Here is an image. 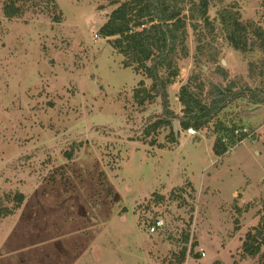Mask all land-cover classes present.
Segmentation results:
<instances>
[{"label": "rangeland", "instance_id": "rangeland-1", "mask_svg": "<svg viewBox=\"0 0 264 264\" xmlns=\"http://www.w3.org/2000/svg\"><path fill=\"white\" fill-rule=\"evenodd\" d=\"M116 7L0 0V264H264L242 250L247 234L264 226V105L239 100L220 114L251 135L223 157L213 149V125L190 135L173 121L175 141L171 127L145 138L162 118V101L136 104L135 90L151 80L124 68L100 35ZM181 7L187 15L189 0ZM224 7L264 28V0L212 5V29L188 24V55L176 57L179 76L168 88L179 116L188 83L195 92L204 84L206 104L210 83L260 85L248 64L261 54L233 49L219 20ZM157 220L164 227L150 234Z\"/></svg>", "mask_w": 264, "mask_h": 264}, {"label": "trees", "instance_id": "trees-1", "mask_svg": "<svg viewBox=\"0 0 264 264\" xmlns=\"http://www.w3.org/2000/svg\"><path fill=\"white\" fill-rule=\"evenodd\" d=\"M116 9L109 20L100 29L102 38L111 39L114 49L123 57V66L126 69H135L143 72L151 80L150 88L144 83L134 92V99L139 107L147 103L153 104L161 99L163 111L162 118L156 119L144 130V137H151L159 130L171 127L172 140L175 141L173 121L179 123L182 132L193 129L196 132L215 127L217 135L214 152L216 156L223 157L229 148L222 144L223 136L233 137L237 128L227 126L219 118L220 114L239 100H246L254 106L264 105V28L253 21L242 22L240 12L234 8H222L218 15L223 33L234 50L242 55L254 53L261 54L258 61L248 64V77L252 82H260L256 88L246 86L238 88L236 82H229L226 86L210 83L211 101L206 104L200 98L204 84H198L199 92L191 89L188 83L180 88L178 100L182 106V115L175 114L170 109L168 88L175 84L179 76L176 57L179 54L188 55L186 41L187 27L191 22H204L212 29L209 23V11L212 5L223 4L226 0H189L191 7L186 15L178 0H108ZM7 15L13 17L15 13L7 10ZM218 75L228 81V72L222 67L217 68ZM193 80H198L195 77ZM192 81V79H191ZM242 135L239 140L246 139ZM151 145H156L155 140ZM73 150L67 154L72 157ZM22 203L23 196L16 197ZM187 234L184 242L189 243ZM264 226L249 233L243 243L242 250L246 257L260 258L264 261ZM187 257V248L181 252L180 263Z\"/></svg>", "mask_w": 264, "mask_h": 264}, {"label": "built area", "instance_id": "built-area-1", "mask_svg": "<svg viewBox=\"0 0 264 264\" xmlns=\"http://www.w3.org/2000/svg\"><path fill=\"white\" fill-rule=\"evenodd\" d=\"M187 132L190 135L196 134V131H194L193 129H190ZM242 135H246L247 138L243 140H239V138ZM233 137L234 138L230 136H223L221 139L222 144L227 146L230 151L233 150V148L236 147L237 145L244 143L249 137H251V135L249 129L245 127V128H237L233 133ZM163 227H164V223L160 220H157L156 222L150 225L149 227L150 234H155L158 230H160ZM201 256L204 258L206 254L204 252H201Z\"/></svg>", "mask_w": 264, "mask_h": 264}, {"label": "water", "instance_id": "water-1", "mask_svg": "<svg viewBox=\"0 0 264 264\" xmlns=\"http://www.w3.org/2000/svg\"><path fill=\"white\" fill-rule=\"evenodd\" d=\"M257 109H260V106L257 107L256 110H257ZM250 124H251V123H248L247 125H250ZM175 130H176V132L178 131V126H175Z\"/></svg>", "mask_w": 264, "mask_h": 264}, {"label": "crops", "instance_id": "crops-1", "mask_svg": "<svg viewBox=\"0 0 264 264\" xmlns=\"http://www.w3.org/2000/svg\"><path fill=\"white\" fill-rule=\"evenodd\" d=\"M256 108H257V107H256ZM256 108H255V109H256ZM260 108H261V107H260ZM255 109H253V110H255ZM253 110H252V111H253Z\"/></svg>", "mask_w": 264, "mask_h": 264}]
</instances>
